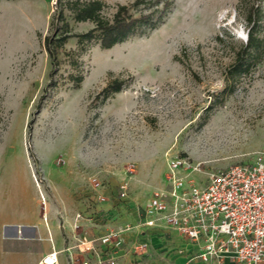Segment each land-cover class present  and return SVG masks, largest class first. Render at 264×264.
<instances>
[{
    "label": "rangeland",
    "instance_id": "374dc122",
    "mask_svg": "<svg viewBox=\"0 0 264 264\" xmlns=\"http://www.w3.org/2000/svg\"><path fill=\"white\" fill-rule=\"evenodd\" d=\"M103 1L109 5L104 15L110 16L116 4L132 0ZM54 3L0 0L4 210L18 209L47 232L55 223L62 238L72 232L97 246V237L142 216L152 193L165 187L171 159L184 160L181 174L203 184L211 172L249 163L264 152V55L207 110L245 43L248 0H174L164 23L110 49L92 44L81 51L70 38L51 75L44 37ZM68 20L75 33L92 26ZM77 76H82L78 85ZM113 77L126 86L101 102L98 93ZM93 177L102 183L100 190L92 187ZM77 180L79 190L88 191L87 206L70 198L66 206L62 200ZM75 222L82 225L71 229ZM31 237L29 262L47 244ZM158 249L155 264H175L172 239Z\"/></svg>",
    "mask_w": 264,
    "mask_h": 264
},
{
    "label": "built area",
    "instance_id": "2783aa9c",
    "mask_svg": "<svg viewBox=\"0 0 264 264\" xmlns=\"http://www.w3.org/2000/svg\"><path fill=\"white\" fill-rule=\"evenodd\" d=\"M186 162L175 157L168 163L165 187L156 189L142 210L137 224L149 228L163 227L178 232L190 242L201 244L196 255L215 264H264V152L249 163L233 164L208 174L203 184H197L181 170ZM132 170V169H130ZM95 190L102 183L90 178ZM121 196L125 186H121ZM104 201L102 194L97 196ZM135 225L125 224L100 235L98 245L79 247L80 252L91 251L93 258H71L69 264H117L124 244V234ZM146 243L133 245V250L146 249ZM38 264H57V252L52 250Z\"/></svg>",
    "mask_w": 264,
    "mask_h": 264
},
{
    "label": "trees",
    "instance_id": "16d2710c",
    "mask_svg": "<svg viewBox=\"0 0 264 264\" xmlns=\"http://www.w3.org/2000/svg\"><path fill=\"white\" fill-rule=\"evenodd\" d=\"M54 11L50 22V31L44 37V48L52 66L51 75L58 67L60 49L70 38L77 39L81 51L87 46L99 44L102 49H110L133 36H147L164 23L171 11L174 0H132L127 4H116L110 16L104 15L109 7L103 0H54ZM245 22L248 26L245 43L235 52L232 62L225 71V86L211 106L223 100L240 79L251 72L264 55V36L260 31L264 26V0H248ZM69 19L74 23L90 22L92 26L84 32H72ZM76 85L82 76L74 78ZM126 80L120 77L109 79L98 93L104 102L114 93L126 86Z\"/></svg>",
    "mask_w": 264,
    "mask_h": 264
},
{
    "label": "crops",
    "instance_id": "0c3cea01",
    "mask_svg": "<svg viewBox=\"0 0 264 264\" xmlns=\"http://www.w3.org/2000/svg\"><path fill=\"white\" fill-rule=\"evenodd\" d=\"M77 183L78 180L75 182L73 192L62 200L66 206L70 202L69 198L76 204L81 202L82 206L84 203L87 206L88 191L85 190V192L83 189L80 191L79 187L76 186ZM81 188H83V185H81ZM30 220L18 209L8 208L4 210L3 206H0V264H38L52 250L57 252V264H69L71 258L91 259L94 257V253L91 251H79V247L83 246L80 242L85 243L84 245L88 247L89 241H93V239L76 238L75 235H72V232L68 238H62L59 225L53 223L48 230L49 232H47L40 223ZM141 221L142 216L137 215L131 222L135 227L124 234V244L117 257L119 259L117 264H142V257L145 259V264H155V262H158L154 258L157 255L155 253L159 250L158 246L168 242V239H172L176 243V248H178L177 254H175L176 257L174 256L175 264H215L213 261L205 262L196 257L200 251L201 244L190 242L178 232L169 228L138 226L137 224ZM72 223H74L73 220L69 222L70 225ZM80 225L82 224L75 222L71 229L72 227L78 228ZM46 232L49 233L48 236ZM37 235L45 239L47 244L29 262L26 256L29 247H31L30 242L34 239L31 236ZM139 243H146V249L140 252L134 251L133 245ZM96 249L103 254L106 252L105 248L99 245L96 246ZM161 257L163 261L167 260L166 255L162 254ZM225 264L232 263L227 260Z\"/></svg>",
    "mask_w": 264,
    "mask_h": 264
}]
</instances>
